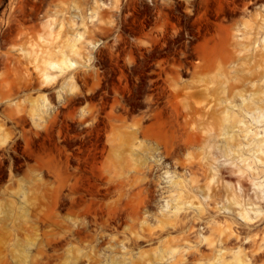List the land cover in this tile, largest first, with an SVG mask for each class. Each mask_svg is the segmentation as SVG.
I'll use <instances>...</instances> for the list:
<instances>
[{
    "label": "rangeland",
    "instance_id": "rangeland-1",
    "mask_svg": "<svg viewBox=\"0 0 264 264\" xmlns=\"http://www.w3.org/2000/svg\"><path fill=\"white\" fill-rule=\"evenodd\" d=\"M263 16L264 0H0V264H101L99 241L127 264H229L237 246L264 264V217L215 205L228 183L264 213V166L200 137L225 103L264 93ZM58 52L73 65L44 81Z\"/></svg>",
    "mask_w": 264,
    "mask_h": 264
},
{
    "label": "bare ground",
    "instance_id": "bare-ground-1",
    "mask_svg": "<svg viewBox=\"0 0 264 264\" xmlns=\"http://www.w3.org/2000/svg\"><path fill=\"white\" fill-rule=\"evenodd\" d=\"M263 21H264V16H263ZM81 35L82 34L76 33L75 37H77L79 39L80 37H82ZM254 40L255 39H252L251 41H254ZM71 42H72L71 49L73 48L72 51H73V53H75L76 52L75 51L76 50L75 40L72 39ZM260 43H261L260 49L264 53V33H263V36L261 37ZM257 47L258 46L256 45V48ZM256 48H254V50ZM52 56L53 55H50V57L43 59L42 63H41L42 69L40 70V72H41V77L44 81H48V80L52 81L56 77V75H55L56 73L63 74L73 65L70 57L68 55L61 53V52L57 53L56 59L53 58ZM262 56L264 57V54ZM53 73H55V74H53ZM258 95H262V96L259 97ZM238 96L241 99V102L239 105L233 103L230 100L227 103H225V105H223L218 110L219 114L221 115L220 119H218L220 124L217 125V128L213 132H211L210 130L205 129V128H202L200 130V137L202 139L201 141H203V143L205 144V146H203V147H205V149H207V151H205V153H208L211 155L219 154V156L225 158L224 162L230 161L231 163L232 162L234 163L236 160H238V162L241 164L245 163L247 159L252 157L254 162H258L264 166V93L254 92L253 96L251 98H248V100H246L247 97L243 98V96L241 94H239ZM254 99H256V100H254ZM41 100H42V102L40 103L39 110L41 111V113H43L44 108H46V106L48 105V102L45 100L44 96L41 97ZM254 101H256V102H254ZM218 118H219V116H218ZM250 122L253 124H261L262 129L256 130V131L249 129L248 124ZM239 138L242 140H240ZM243 153L249 154V157H243L244 156ZM215 160H216L215 158H212V161L210 159L211 163L208 164V159H205V161H206L205 166L207 164L210 165V169L212 170V179H215V182L212 184L213 187L219 185V183L223 184V182H220L218 180L219 177L218 176L216 177L215 173L218 172V169H217L218 165H217V162H215ZM246 166H249V163H246ZM247 168H249V167H247ZM164 175L166 176V179H169V181H168L169 185H172L173 184L172 177H170L167 172ZM239 179L241 182L243 177L239 176ZM173 185H175V184H173ZM223 185H225V187L227 188V190H226L227 194H228V196L226 197L227 202H226V204H224L223 202L222 203H220V202L215 203V205L216 204L218 205V207L215 206V207H217V209H216L217 211H219V212L223 211V213L225 211L227 213H230V212L233 213V211H234V212H236V216L243 223H246V224H248L249 222H251L254 219L260 218V220H261L264 217V213H261V210L259 207L254 206V204H252V203H242L238 199V197L236 195V188L235 187L233 188L228 183L223 184ZM253 186H255L257 188V190H259V192L261 194H263V196H264V177L262 178L261 181L254 182ZM208 191H209V188H207L206 192L201 194V198L203 201H205L211 197V195L208 194ZM212 191H213V195H215V192H216L215 188L212 189ZM170 203H171V199L168 201L165 200L164 206L161 207L162 208L161 210H163V212H161V213L163 215H161L160 221H164V220L169 221L170 220L169 216L177 214V211L179 210V208L176 205L172 206ZM233 205H236L238 207L235 210H233V208H232ZM207 206H208V203L205 204V207H207ZM163 208L168 209V211L167 210L164 211ZM199 210L204 211L205 208L199 207ZM164 213H168V214H164ZM227 213H225V214H227ZM260 213H261V215H260ZM160 221H159V223H160ZM223 224H225V222ZM74 227H76V226H74ZM225 227L227 230H229V231H227L228 233L225 235L230 236V235L235 234V237H237V235H238L237 232H235V230H232L230 225L226 224L223 228H225ZM76 230H77V228H76ZM223 233H224L223 230L218 229L219 235H221ZM121 241L120 242L117 241V243H121ZM123 242L124 241H122V243ZM96 243H97V246H95V247H97L96 249H99L97 257L99 259H101V262H102L101 264H127V263L132 262V257H129V252L126 251V247L123 244L108 245V246L104 245L106 247L102 246V248H101L100 241L96 242ZM215 243L219 246L221 244L219 239H217L215 241ZM117 248L120 251H122L119 256H117V251H118ZM96 249L93 248L92 250L95 251ZM244 250H245V248H244ZM78 253H80V251ZM74 256H76V255H74ZM81 256H77V257L81 258ZM84 257H85V254H83V259H87ZM78 258H75V259H77V261H79ZM91 258L89 257L88 262H90ZM231 258H232L233 262H231L229 264H249V262H250L247 254L245 253V251H243L241 249L240 246H237L235 248V250L232 252ZM96 260L97 259H95L94 261L96 262ZM98 261H100V260H98ZM72 262H70V263L72 264ZM92 263H93V260H92ZM75 264H77V263H75ZM90 264H91V262H90ZM226 264H228V263H226Z\"/></svg>",
    "mask_w": 264,
    "mask_h": 264
}]
</instances>
